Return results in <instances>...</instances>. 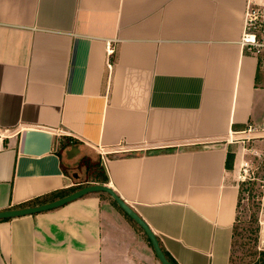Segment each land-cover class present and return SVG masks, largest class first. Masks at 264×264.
Returning <instances> with one entry per match:
<instances>
[{
  "label": "crops",
  "instance_id": "1",
  "mask_svg": "<svg viewBox=\"0 0 264 264\" xmlns=\"http://www.w3.org/2000/svg\"><path fill=\"white\" fill-rule=\"evenodd\" d=\"M248 1L0 0V210L82 182L80 160L105 152V185L177 264H232L229 135L264 128V53L239 43ZM113 200L0 221V264H161Z\"/></svg>",
  "mask_w": 264,
  "mask_h": 264
},
{
  "label": "rangeland",
  "instance_id": "2",
  "mask_svg": "<svg viewBox=\"0 0 264 264\" xmlns=\"http://www.w3.org/2000/svg\"><path fill=\"white\" fill-rule=\"evenodd\" d=\"M257 126L252 132L247 131L242 138L232 141L238 145V162L235 168L240 183H246L232 247V264H252L251 248L264 250V128ZM237 136V135H236ZM80 160V166L83 164ZM81 170V169H80ZM255 184V188L253 187ZM258 225V240L251 239ZM245 243V244H244Z\"/></svg>",
  "mask_w": 264,
  "mask_h": 264
},
{
  "label": "water",
  "instance_id": "3",
  "mask_svg": "<svg viewBox=\"0 0 264 264\" xmlns=\"http://www.w3.org/2000/svg\"><path fill=\"white\" fill-rule=\"evenodd\" d=\"M79 153H80V148L78 145L72 146L70 150L67 151V155L69 159H72ZM75 176L78 177L77 174H75ZM92 192L108 193L120 206V208H122V210L126 214H128L144 230L145 234L148 236V238L151 241L153 250L159 262L161 264H174L166 256L165 252L163 251L160 245L158 237L152 231V229L146 223V221L136 212V210L132 206L127 204L110 186H107L105 184L95 183V184L85 185L66 196L36 206L18 207V208L0 210V220L11 219L14 217H19L24 215L37 214L40 212L59 208Z\"/></svg>",
  "mask_w": 264,
  "mask_h": 264
},
{
  "label": "trees",
  "instance_id": "4",
  "mask_svg": "<svg viewBox=\"0 0 264 264\" xmlns=\"http://www.w3.org/2000/svg\"><path fill=\"white\" fill-rule=\"evenodd\" d=\"M77 143L78 142H76L72 138L66 137V138H63V140L61 142V146H62V148H66L69 146H73ZM234 159H235V153L234 152H228L227 160H226V166L228 168H232ZM81 161H82L81 163L84 166L83 168H85V173H86V176L82 182H78L79 184L77 183L76 185H73L69 188L56 190V191H53V192L46 194L44 196L35 198L33 200L26 201V202L20 204L18 207H29V206H36V205L44 204V203L53 201L55 199H58L60 197L66 196V195L74 192L75 190H77V189H79L85 185H90V184H95V183H99V184L108 183L109 177H108V174H107L105 167L101 164L100 159L90 160L88 157H83ZM246 185H247L246 183L242 182V183H240V186H239L238 213H239L240 201L242 199V193H244V189H245ZM253 187L255 188V184H253ZM113 203L115 206L120 208L119 205L114 200H113ZM124 214L134 224L137 225V223L131 217H129L125 212H124ZM4 220H9V219H4ZM4 220H0V221H4ZM236 223H237V221H236ZM137 226L140 230H142V228L139 225H137ZM235 227H236V224L234 226V229H235ZM254 231H255V233L252 234L251 239L254 241V243H256V241L258 240V236H257L258 225L256 226ZM144 236H145L146 240L149 242V244L152 246L150 239L148 238V236L145 233H144ZM233 240H234V238H233ZM165 254L171 262H173L174 264H177L174 261V259L171 258V256H169V254H167L166 252H165ZM250 254L252 257V259H251L252 264H264V250L258 251L257 249H255V246H254L253 248H251Z\"/></svg>",
  "mask_w": 264,
  "mask_h": 264
},
{
  "label": "built area",
  "instance_id": "5",
  "mask_svg": "<svg viewBox=\"0 0 264 264\" xmlns=\"http://www.w3.org/2000/svg\"><path fill=\"white\" fill-rule=\"evenodd\" d=\"M242 50L253 55L264 53V0H249L244 10V30L240 39ZM108 52L111 54L113 49L108 45ZM254 129L249 127L247 130L239 133H230V141H235L237 138H242L247 131L252 132ZM11 133L10 130L0 129V141L4 135ZM237 135V136H236ZM101 154V160L105 164L108 160V154Z\"/></svg>",
  "mask_w": 264,
  "mask_h": 264
}]
</instances>
